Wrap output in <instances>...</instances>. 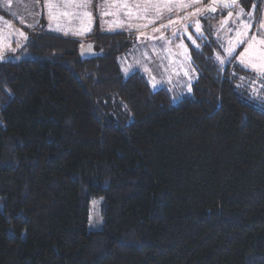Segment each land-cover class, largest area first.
<instances>
[{"label": "trees", "instance_id": "16d2710c", "mask_svg": "<svg viewBox=\"0 0 264 264\" xmlns=\"http://www.w3.org/2000/svg\"><path fill=\"white\" fill-rule=\"evenodd\" d=\"M91 38L97 58L34 33L29 58L0 63V264H264V105L213 42L191 50L198 80L172 105L123 78L126 35ZM109 96L128 125L95 114Z\"/></svg>", "mask_w": 264, "mask_h": 264}, {"label": "rangeland", "instance_id": "374dc122", "mask_svg": "<svg viewBox=\"0 0 264 264\" xmlns=\"http://www.w3.org/2000/svg\"><path fill=\"white\" fill-rule=\"evenodd\" d=\"M66 1L69 3L66 11L76 12L74 1ZM209 1L202 0L205 6L203 18L193 14L198 25L194 35L187 27V20L182 21L181 35L176 32L166 35L170 30L167 28L177 24L175 20H168L163 33L148 30L126 36L130 46L117 57L123 78L139 73L151 90H164L170 103L176 105L183 98L191 97L192 87L198 80L191 50L213 42L216 45L213 60L221 71L229 73L234 86L245 92L247 100L264 105V0H244L248 2L247 6L242 0H229L227 6L215 5L213 0L209 5ZM43 3L44 0H0V56L14 57L16 61L30 57L26 50L29 37L44 32ZM149 6L154 9L164 7L165 16L171 12L166 1L150 2ZM132 12L136 13L135 10ZM91 41L88 36L79 43L85 46ZM94 112L121 126L132 121L125 106L115 96L96 104ZM89 206L88 225L94 230L101 223V200L95 198Z\"/></svg>", "mask_w": 264, "mask_h": 264}, {"label": "crops", "instance_id": "0c3cea01", "mask_svg": "<svg viewBox=\"0 0 264 264\" xmlns=\"http://www.w3.org/2000/svg\"><path fill=\"white\" fill-rule=\"evenodd\" d=\"M73 1V5L77 6V10L76 12L68 13L66 9L69 3L66 0H44V34L79 41L84 37H92L95 32L105 35L126 36L148 30L155 32L160 30L163 33L165 23L168 20H175L177 24L167 28L170 30L166 31V35L175 34L174 32L177 35H181V30H184L182 21L187 20V27H190V33L194 35L198 25L194 21L196 17L193 14H198L201 19L203 18V13H205L203 10L205 6L202 0ZM161 1H166L171 10L167 16H165L164 7L159 6L154 9L149 6L150 2L158 3ZM211 1H209V5L212 4ZM213 1L216 2L215 5L219 6H227L229 2V0ZM127 2H129V5H126ZM28 9H30V5ZM132 10H135L136 13L132 12ZM167 43L169 44L170 42L167 41ZM165 57L167 58L166 55Z\"/></svg>", "mask_w": 264, "mask_h": 264}, {"label": "water", "instance_id": "95a60500", "mask_svg": "<svg viewBox=\"0 0 264 264\" xmlns=\"http://www.w3.org/2000/svg\"><path fill=\"white\" fill-rule=\"evenodd\" d=\"M100 55V52L96 51L94 45L90 42L78 50V57L80 60L93 59L99 57ZM16 62L18 61H16V58L14 57L0 56V63L14 64Z\"/></svg>", "mask_w": 264, "mask_h": 264}, {"label": "snow or ice", "instance_id": "6c2138e0", "mask_svg": "<svg viewBox=\"0 0 264 264\" xmlns=\"http://www.w3.org/2000/svg\"><path fill=\"white\" fill-rule=\"evenodd\" d=\"M230 53H231V50H230ZM219 58V57H218Z\"/></svg>", "mask_w": 264, "mask_h": 264}, {"label": "bare ground", "instance_id": "6f19581e", "mask_svg": "<svg viewBox=\"0 0 264 264\" xmlns=\"http://www.w3.org/2000/svg\"><path fill=\"white\" fill-rule=\"evenodd\" d=\"M84 47V46H83Z\"/></svg>", "mask_w": 264, "mask_h": 264}]
</instances>
